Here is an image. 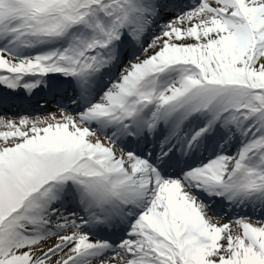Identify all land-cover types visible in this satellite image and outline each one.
Wrapping results in <instances>:
<instances>
[{"label":"snow or ice","instance_id":"6c2138e0","mask_svg":"<svg viewBox=\"0 0 264 264\" xmlns=\"http://www.w3.org/2000/svg\"><path fill=\"white\" fill-rule=\"evenodd\" d=\"M0 264H264V0H0Z\"/></svg>","mask_w":264,"mask_h":264}]
</instances>
